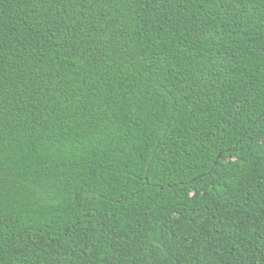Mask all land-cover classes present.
<instances>
[{"label":"trees","instance_id":"1","mask_svg":"<svg viewBox=\"0 0 264 264\" xmlns=\"http://www.w3.org/2000/svg\"><path fill=\"white\" fill-rule=\"evenodd\" d=\"M0 264H264V1L0 0Z\"/></svg>","mask_w":264,"mask_h":264},{"label":"water","instance_id":"2","mask_svg":"<svg viewBox=\"0 0 264 264\" xmlns=\"http://www.w3.org/2000/svg\"><path fill=\"white\" fill-rule=\"evenodd\" d=\"M262 1H264V0H262Z\"/></svg>","mask_w":264,"mask_h":264}]
</instances>
